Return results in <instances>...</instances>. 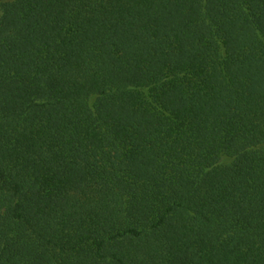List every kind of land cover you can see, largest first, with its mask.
<instances>
[{"label": "trees", "instance_id": "trees-1", "mask_svg": "<svg viewBox=\"0 0 264 264\" xmlns=\"http://www.w3.org/2000/svg\"><path fill=\"white\" fill-rule=\"evenodd\" d=\"M0 13V264H264V0Z\"/></svg>", "mask_w": 264, "mask_h": 264}, {"label": "rangeland", "instance_id": "rangeland-1", "mask_svg": "<svg viewBox=\"0 0 264 264\" xmlns=\"http://www.w3.org/2000/svg\"><path fill=\"white\" fill-rule=\"evenodd\" d=\"M1 14V13H0Z\"/></svg>", "mask_w": 264, "mask_h": 264}]
</instances>
